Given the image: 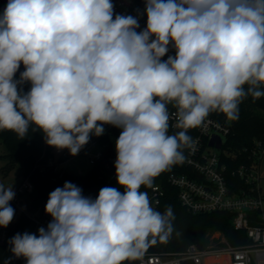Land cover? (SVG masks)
<instances>
[{
  "label": "clouds",
  "instance_id": "1",
  "mask_svg": "<svg viewBox=\"0 0 264 264\" xmlns=\"http://www.w3.org/2000/svg\"><path fill=\"white\" fill-rule=\"evenodd\" d=\"M145 11L140 32L139 17L113 19L111 0H8L0 15V130L23 139L34 125L75 156L103 125L122 129L115 169L125 191L104 187L93 200L71 182L53 190L47 229L9 241L26 264L142 260L167 242L175 217L141 187L184 162L187 130L210 112L236 121L244 98L264 97V0H145ZM170 42L176 54L162 61ZM169 104L181 129L171 135ZM14 196L0 183V226L13 219Z\"/></svg>",
  "mask_w": 264,
  "mask_h": 264
},
{
  "label": "trees",
  "instance_id": "2",
  "mask_svg": "<svg viewBox=\"0 0 264 264\" xmlns=\"http://www.w3.org/2000/svg\"><path fill=\"white\" fill-rule=\"evenodd\" d=\"M144 8V16L139 23L140 27L137 32L145 29L147 23V15L145 11V0H139ZM8 3V0H0V15ZM170 44H172L170 42ZM162 58V57H161ZM25 70V66L21 63L14 80L20 79V73ZM23 92L30 90V82H24L19 86ZM247 85H245V89ZM264 97L253 99L248 96L239 104V119L230 121V132L222 145L220 157L227 164L228 170L238 166L241 163H249L252 160L257 162L259 155L252 156V149L256 141H261L264 145ZM208 116L224 120L226 117L219 111H212ZM99 123V122H98ZM34 125H30L27 135L21 139L16 133L8 130H0V142L5 147L4 157L8 162L6 167L18 164L19 175L21 181L27 179L32 189L27 193L26 207L34 210L43 202L48 201L49 194L56 188H62L65 182H71L82 190V195L95 200L99 191L104 187H115L121 193L125 191L122 186L117 183L115 162L117 152L115 142L121 131L116 128L109 130L104 129V133L96 136L100 143L104 144L102 155L98 158L91 169L86 174H76L66 171L62 168H56L55 165L49 164L52 150L54 147L46 143L45 134L35 129ZM196 132V128L187 130V134L192 137ZM185 154L186 148L182 149ZM226 151L228 154H224ZM113 157L114 160H109ZM170 172L185 173L191 176V169L184 162L175 164L169 170L161 173L153 181V184L160 183L165 187L164 195L160 203L154 210L163 213L165 208L171 206L175 219L172 221L173 232L166 243L157 242L150 246L147 252L161 251H179L185 249L190 244L199 247L208 243L209 232L219 231L222 233L227 242L233 246L244 245L249 242L244 230H237L231 223L232 214L229 212L215 211L206 213H191L182 206L177 199L176 188L166 183V176ZM148 187L142 186L141 191L147 192ZM14 209V216L11 226L8 230L6 239L0 243V264H26L24 257L16 258L11 252L12 245L9 241L16 234H35L33 224L24 212H18L14 204L9 202ZM253 223L260 222L257 213L252 215ZM227 256L220 255L218 259L211 258L206 264H215V261H224ZM137 261H126L125 264H136ZM183 264H195L191 261H184Z\"/></svg>",
  "mask_w": 264,
  "mask_h": 264
},
{
  "label": "built area",
  "instance_id": "3",
  "mask_svg": "<svg viewBox=\"0 0 264 264\" xmlns=\"http://www.w3.org/2000/svg\"><path fill=\"white\" fill-rule=\"evenodd\" d=\"M114 5V16L131 15L139 17L140 23L144 16V8L139 0H111ZM176 50L169 45L168 53L161 58L166 61L168 56H175ZM264 90V89H262ZM170 120L169 134L181 129L174 127L176 121L173 113L176 109L173 105H168ZM264 119V114H263ZM105 130L116 128L112 125H103ZM230 132V120L226 118L219 120L207 116L204 122L196 127V132L192 135L194 144L191 148H186L184 164L191 169V176L185 173L170 172L166 176V183L176 188L177 199L185 209L191 213H206L223 211L232 214L231 223L237 230H244L249 242L244 245L233 246L223 237L214 244H207L199 247L195 244L188 245L179 251L146 252L142 260L136 264H183L184 261H191L195 264H206L211 258L218 259L220 255H226L224 261H215V264H264V222L261 217V205L263 196L261 195L259 162L255 159L249 163H241L228 170L227 164L221 159L220 152L227 135ZM213 135L219 137L221 146L216 148L209 145V140ZM98 146L100 149L95 152H88L89 161L94 162L101 157L104 144L100 143L96 136H90L89 142L84 145L78 154L87 152L92 147ZM224 154H228L223 151ZM264 152V145L261 141H256L252 149V156L259 155L261 159ZM75 155V156H76ZM73 157L68 149L53 148L49 164L55 165L63 160ZM113 161V157H109ZM32 189L31 183L25 179L13 191L14 198L9 201L14 204L18 212H24L31 220L34 231L44 227L51 222L52 217L45 212L46 202H43L36 209H27L22 205L21 196L27 194ZM165 187L160 183L153 184L147 191L150 206L154 209L160 203L164 195ZM257 213L260 222L253 223L252 215ZM11 222L7 227L0 226V243L6 239Z\"/></svg>",
  "mask_w": 264,
  "mask_h": 264
},
{
  "label": "rangeland",
  "instance_id": "4",
  "mask_svg": "<svg viewBox=\"0 0 264 264\" xmlns=\"http://www.w3.org/2000/svg\"><path fill=\"white\" fill-rule=\"evenodd\" d=\"M146 28V26H145ZM154 39V37L152 38ZM98 146L92 147L87 152L67 158L58 164L59 168H62L66 171H70L76 174H86L92 167V163L89 161L88 152H95L99 150ZM5 147L2 142H0V183L5 187L12 186L14 191L17 186L20 184L21 177L19 175L18 164L11 165L6 167L8 162L7 157H4ZM259 174H260V187L261 195L263 196L262 205H261V217L264 222V152L259 162ZM22 205L26 206L27 194L21 196ZM224 236L219 231L209 232L208 234V244H214L217 241L221 240Z\"/></svg>",
  "mask_w": 264,
  "mask_h": 264
},
{
  "label": "water",
  "instance_id": "5",
  "mask_svg": "<svg viewBox=\"0 0 264 264\" xmlns=\"http://www.w3.org/2000/svg\"><path fill=\"white\" fill-rule=\"evenodd\" d=\"M209 145H210V146H215L216 148H220V146H221V142H220L219 137L216 136V135H213V136L211 137V139L209 140Z\"/></svg>",
  "mask_w": 264,
  "mask_h": 264
}]
</instances>
